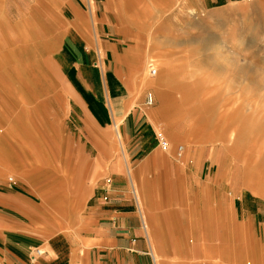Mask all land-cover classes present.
<instances>
[{"label":"rangeland","instance_id":"1","mask_svg":"<svg viewBox=\"0 0 264 264\" xmlns=\"http://www.w3.org/2000/svg\"><path fill=\"white\" fill-rule=\"evenodd\" d=\"M131 1L0 0V137L8 140L15 134L22 147L14 153L0 151V186L34 185L37 191L30 196L52 204L56 211L53 235L68 236L83 230V214L92 202L87 188L92 192L115 181L138 208L127 172L132 169L137 183L180 185L193 212L211 193L216 199L213 205L221 202L226 214L251 229L256 238L246 248L259 251V256L244 258L242 264H264V0H142L150 9L149 31L140 33L133 26V32L142 38L143 47L126 22L141 11L129 7ZM76 6L88 10L94 20L96 13H105L116 38L123 41L125 51L129 48L125 59L135 81L134 94L149 115L144 131L129 141L119 120L116 128L100 126L92 138L80 120L83 114L72 104V89L58 53L63 25ZM154 39L160 52L152 49ZM196 59L205 62L197 60L194 67ZM166 60L178 69L173 73L169 111L164 113L152 83L161 76L164 79L157 86L167 87L162 64ZM152 69L157 70L155 75L150 74ZM13 123L18 124L13 127ZM143 135L153 140L149 148L140 150ZM160 139L168 142L167 148ZM119 141L128 156L127 168ZM179 145L184 146L181 155ZM14 156L16 163L10 158ZM77 157L89 160L81 174L85 183L78 182L82 169L76 167ZM97 158L100 166L93 167ZM249 182L259 187L256 192ZM102 201L108 197L103 195ZM141 220L145 238L142 216ZM78 239L85 256L90 246L84 236ZM164 244L165 248L152 247V251L149 246L152 264L180 260L173 258L172 246ZM38 249L42 253L33 249L34 256H43L45 248Z\"/></svg>","mask_w":264,"mask_h":264},{"label":"crops","instance_id":"2","mask_svg":"<svg viewBox=\"0 0 264 264\" xmlns=\"http://www.w3.org/2000/svg\"><path fill=\"white\" fill-rule=\"evenodd\" d=\"M109 20L105 13H96L94 20L88 10L76 6L72 18L63 25L58 54L72 89V104L83 114L80 120L88 134L95 139L96 129L100 126L116 128L119 120L129 141L144 131L149 115L134 94L135 81L125 59L129 48L125 51L123 41L116 38L117 31L111 28ZM128 62L132 65L130 60ZM117 136L120 139L121 136ZM141 137L145 139L141 140L140 150L149 148L152 136ZM119 146L127 168L130 164L121 141ZM14 147L12 153L22 150L19 144ZM10 158L17 162L15 156ZM78 158L76 167L82 169L77 176L78 182L85 183L81 174L89 160ZM99 161L100 158L93 160L92 166L99 167ZM127 172L139 210L129 192L117 187L115 181L103 187L99 185L92 192L87 188L85 193L90 195L92 202L83 214V230L68 236L53 235L52 217L56 211L52 204H43L30 196L31 191H37L34 185L19 183V189L0 186V264H152L149 246L150 249L165 248L164 243L172 246L173 258L180 259L174 264H182L188 257L207 264H216L217 259L226 264H242L244 258L259 256V251L247 249V242L256 240L251 229L226 214L221 202L213 205L216 199L211 193L207 192L202 208L193 212L180 185L159 186L155 180L137 183L133 170L127 168ZM239 181L246 185L243 178ZM103 195L108 201H102ZM141 216L148 241L141 237ZM162 222L168 225L165 230L160 228ZM79 236H84L90 246L85 256ZM242 236L245 241L241 240ZM37 247L45 248L43 256H34L33 249Z\"/></svg>","mask_w":264,"mask_h":264},{"label":"bare ground","instance_id":"3","mask_svg":"<svg viewBox=\"0 0 264 264\" xmlns=\"http://www.w3.org/2000/svg\"><path fill=\"white\" fill-rule=\"evenodd\" d=\"M158 1V0H157ZM131 2H133V3H130L132 6H130V7H132V8H134V7H137L138 9L140 8L141 9V11H140V13H138V16H128V18H127V23H128V26H131V28H130V30H131V35H132V37H133V39H135V40H137L138 42H140V46L141 47H143V40H142V38L141 37H139L136 33H134L133 32V28L135 27L140 33L142 32V31H149L148 30V23H149V21H150V9H148L147 7V5H143L142 4V0H139V2H138V0H132ZM148 4V3H147ZM135 5H137V6H135ZM163 5V4H162ZM159 6H161L160 4H157V7H159ZM150 8V7H149ZM152 10V9H151ZM133 19V20H132ZM137 25H135V24ZM134 26V27H133ZM161 29H162V27H161V25H159L158 27H157V30H159V31H161ZM148 34V33H147ZM159 42H156V39H154V40H152V45H153V47H152V49H157L158 50V52H160V49L158 48V44ZM198 44V43H197ZM198 46H200V43L198 44ZM198 46H197V48L196 49H198ZM200 47H203V46H200ZM133 54V53H132ZM159 55V54H158ZM162 55V54H161ZM187 57H189V56H187ZM171 59V58H170ZM169 59V60H170ZM182 59V58H181ZM199 61L198 63L199 64H203L205 61H201L200 59H196V60H194L193 61V66L195 67L196 66V64H197V62L196 61ZM206 62H207V60H206ZM163 63V66H164V68H165V72H166V79H165V81H167L168 82V84H166L167 85V87H165V88H162V87H158L157 85L158 84H160V81H162V79H164L163 77H159L158 78V81H156V82H153L152 83V85H154L155 86V89H154V91H156V96H157V98L162 102V104H163V106H162V111L164 112V113H166V112H168L169 111V103L171 102V100H172V92H173V90L175 89V86H174V84H173V73H174V71H176L178 68V65H175V64H172L173 63V61H172V63L171 62H167V60L166 61H163L162 62ZM182 66H184V65H182ZM187 66V65H186ZM31 80V79H30ZM34 80V79H33ZM160 80V81H159ZM164 81V80H163ZM160 86V85H159ZM164 87V86H163ZM154 88V87H153ZM180 88H181V86H180ZM184 92V91H183ZM184 96H186V94H185V92L184 93H182ZM18 123H13L12 124V126L14 127L15 125H17ZM14 132V131H13ZM5 134V133H4ZM6 135V134H5ZM1 136V135H0ZM8 138V137H7ZM7 138H4V137H0V151L1 152H7V153H12L11 151L15 148L16 149V147H14V146H16V145H18V144H20V143H18V138H17V136L15 135V134H12V136H10L9 137V139L7 140ZM28 140V139H27ZM26 140V141H27ZM39 142V141H38ZM33 143V142H32ZM28 144H30V140H29V143ZM27 143H26V145H28ZM31 145V144H30ZM29 145V146H30ZM28 146V147H29ZM28 147H26V148H28ZM18 157V156H17ZM3 158V157H2ZM36 159V158H35ZM15 161V160H14ZM16 162V161H15ZM37 162H38V160H37ZM250 183L251 182H249L248 183V186L251 188V189H253V190H255L254 192H256L257 190H258V188L259 187H257V186H251L250 185ZM216 226H217V224H216ZM217 227H219V226H217ZM221 227V226H220ZM194 228V227H193ZM177 230V229H176ZM180 231V230H179ZM191 233H192V231H191ZM218 233V232H217ZM219 233H221V232H219ZM173 234V233H172ZM196 234H197V232H196ZM222 234V233H221ZM180 235V234H179ZM195 235V234H194ZM198 235V234H197ZM217 235V234H216ZM149 236H150V234H149ZM191 237V236H190ZM193 237V236H192ZM197 237V236H196ZM196 239V238H195ZM218 240V239H217ZM224 240V239H223ZM222 241V240H221ZM197 242V241H196ZM195 242V243H196ZM204 245V244H203ZM196 246V245H195ZM183 247V246H182ZM191 248H193V247H191ZM183 249V248H182ZM196 249V248H195ZM197 250V249H196ZM192 251H194V250H192ZM205 251V250H204ZM203 252V251H202ZM209 252V251H208ZM180 253V252H179ZM183 253H185V252H183ZM182 253V254H183ZM219 253V252H218ZM193 254V253H192ZM198 254V253H197ZM191 258V257H190ZM189 257H188V259L186 260V261H183L182 262V264H207V263H205V262H203V263H201V262H196V261H194V259L193 260H191ZM205 260V259H204ZM218 261V263H216V264H226V262H224L223 260L221 261V259H217ZM216 261V260H215ZM214 264V263H213Z\"/></svg>","mask_w":264,"mask_h":264},{"label":"built area","instance_id":"4","mask_svg":"<svg viewBox=\"0 0 264 264\" xmlns=\"http://www.w3.org/2000/svg\"><path fill=\"white\" fill-rule=\"evenodd\" d=\"M156 73H157V70L156 69H152L150 71V74L151 75H155ZM152 103H153V98H152V95L149 94V96H148V104H152ZM159 143L162 145V147L164 149L168 147V142L165 139H160L159 140ZM183 151H184V146L183 145H179L177 147V153L179 155H181ZM35 252H36V254H39V255L42 253L40 249H35Z\"/></svg>","mask_w":264,"mask_h":264}]
</instances>
